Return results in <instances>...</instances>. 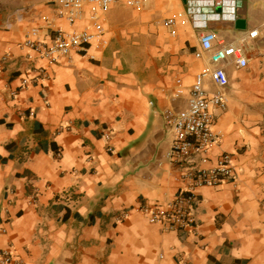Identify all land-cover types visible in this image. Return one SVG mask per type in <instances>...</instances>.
I'll return each mask as SVG.
<instances>
[{
    "label": "crops",
    "instance_id": "0c3cea01",
    "mask_svg": "<svg viewBox=\"0 0 264 264\" xmlns=\"http://www.w3.org/2000/svg\"><path fill=\"white\" fill-rule=\"evenodd\" d=\"M184 3H117L103 14L105 48L52 63L24 46L25 35L80 30L87 7L71 24L46 0H0V250L13 253L9 264H264V0H237L235 18L221 20L206 8L202 28ZM160 13L178 17L175 36L154 19ZM208 31L213 50L242 47L247 64H226L219 140L194 164L230 153L236 180L199 188L196 227L178 232L140 207L165 204L185 185L167 157L165 112L184 109L195 76L214 67L210 52L195 56ZM204 85L217 89L209 76Z\"/></svg>",
    "mask_w": 264,
    "mask_h": 264
},
{
    "label": "built area",
    "instance_id": "2783aa9c",
    "mask_svg": "<svg viewBox=\"0 0 264 264\" xmlns=\"http://www.w3.org/2000/svg\"><path fill=\"white\" fill-rule=\"evenodd\" d=\"M46 1L54 8L58 17L71 24L83 17L85 7L88 9L89 22L80 30L65 32L60 28L55 29L49 41L41 38V29L37 26L31 28L25 35L23 41L25 47L35 51L40 58L55 63L73 53L87 57L92 44L105 48L108 40L104 36L103 14L117 3L138 7L144 0ZM236 5L237 0H186L184 13L191 19L193 26L202 28L206 26L204 9L219 8V12L208 13L207 17L212 20H221L227 15L235 18ZM177 20L178 17L175 15L162 20V25L170 29L171 36L176 35L174 26ZM256 34L255 30L249 35L254 37ZM215 41H217V35L212 31L200 36L201 50L197 51L195 56L201 58L203 52H210L209 60L214 67L206 68L195 76L184 109L165 112L166 124L173 138L167 157L178 169L179 176L185 185L171 201L165 204L154 203L140 207V211L150 223H159L169 230L178 232L196 227L195 209L199 201V188L216 187L236 180L233 156L230 153L220 154L210 167L194 164L196 160L207 162L210 158L208 155L219 140V135L213 130L214 110L227 108V96L224 89L229 83V77L225 68L226 64L230 59L234 60L238 67H244L247 64L242 47L221 41L220 47L213 50ZM206 76H209L217 86L214 92L206 89L204 85ZM27 83V79H23V84ZM13 261L14 255L10 250H0V264H9Z\"/></svg>",
    "mask_w": 264,
    "mask_h": 264
},
{
    "label": "rangeland",
    "instance_id": "374dc122",
    "mask_svg": "<svg viewBox=\"0 0 264 264\" xmlns=\"http://www.w3.org/2000/svg\"><path fill=\"white\" fill-rule=\"evenodd\" d=\"M178 1V0H177ZM142 5H143V3H142ZM142 5L141 6H138V7H135V6H133V8H142ZM167 7H168V9H170L169 7H170V5L168 4V5H166ZM121 11L123 12V13H125V14H130V15H132V13H131V11H130V9L129 8H124V9H121ZM162 13H160V14H158V15H156L155 17H154V19H158L157 21H158V23L160 24V22L162 21V19L165 17H162ZM150 21V20H149ZM149 21H147V20H144V21H140L139 22V24H140V26H143V25H147V24H149L150 22ZM189 21H191V19L189 18ZM176 25L177 24H175V26H174V28H176ZM108 44H109V41H108Z\"/></svg>",
    "mask_w": 264,
    "mask_h": 264
},
{
    "label": "water",
    "instance_id": "95a60500",
    "mask_svg": "<svg viewBox=\"0 0 264 264\" xmlns=\"http://www.w3.org/2000/svg\"><path fill=\"white\" fill-rule=\"evenodd\" d=\"M182 1L185 2L186 0H182ZM217 11H220V9L217 8ZM234 25L236 29L244 30L246 28V22L242 18H236L234 20Z\"/></svg>",
    "mask_w": 264,
    "mask_h": 264
}]
</instances>
